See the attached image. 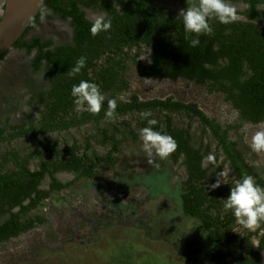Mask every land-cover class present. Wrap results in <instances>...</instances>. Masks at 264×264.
I'll list each match as a JSON object with an SVG mask.
<instances>
[{
	"label": "trees",
	"instance_id": "obj_1",
	"mask_svg": "<svg viewBox=\"0 0 264 264\" xmlns=\"http://www.w3.org/2000/svg\"><path fill=\"white\" fill-rule=\"evenodd\" d=\"M168 1L182 10L189 4V0ZM231 1H242L247 5L241 12L245 19L229 25L213 21V34L200 36V44L192 48L190 39L194 37L186 38L183 24L177 18L179 13L151 0H46L44 6L49 11L63 20H70L72 40L56 43L51 38L34 37L31 41H23L41 16L39 12L15 42L16 48H25L29 52L37 50L32 67L38 71L45 66L50 87L36 94L41 103L39 118L30 116L29 125L0 128V143L67 131L88 123L99 125L107 119L104 115L107 101L98 115L75 111L70 91L72 85L78 84L81 79L99 84L108 99L116 100L115 118L128 113L138 112L141 115L142 112L165 110L186 114L192 120H198L202 134L216 144L214 165L201 167L210 149L203 144L196 146L189 129H175L171 116L165 114L164 120H156L153 127L173 136L178 144L173 153L174 159H182L187 174L181 190V208L187 216L199 220L207 233L209 248L202 260L212 264H262L264 224L255 231L243 229L237 225L231 212L222 211L223 199L245 174L253 176L259 185L264 186V174L250 162L239 143L244 137L240 130L243 122L255 125L264 121V0ZM85 8L103 11L112 20L111 30L92 36L89 31L92 20L87 18ZM145 46L151 49L149 62H135L143 69L144 76L172 81L183 79L206 87L209 93L222 94L237 112V123L224 127L193 102L172 98L140 100L136 95L127 102L118 100L117 95L130 88L125 74L128 52L142 50ZM8 52L2 54L0 60ZM81 56L87 58L86 65L77 77L70 78L67 72ZM149 119L155 118L150 115ZM141 121L144 127L147 126V120ZM231 131L237 134L239 140L231 138ZM101 133L103 138L100 143L111 144L109 155L119 149L117 139L111 137L107 129H102ZM90 140L84 145L81 155L75 145L67 148L68 151L50 145L24 156L18 152H12L11 157L3 155L0 162V222L3 221L0 224V244L34 226L32 223L22 225L18 214L11 211L14 207L24 208L26 199H30L27 208L37 206L41 199L50 195V191L71 185V182H61L57 173L73 172L78 178H92L97 174V163L89 152L94 147ZM220 156H223L222 160H219ZM104 159L101 157L98 162ZM32 160L37 162L34 171L29 168ZM9 162L13 169L2 172ZM227 164L234 173L233 179L224 186L220 184V187L211 189V184L216 182L217 175ZM47 175L51 179V190L40 188ZM6 214L9 216L3 220Z\"/></svg>",
	"mask_w": 264,
	"mask_h": 264
},
{
	"label": "rangeland",
	"instance_id": "obj_2",
	"mask_svg": "<svg viewBox=\"0 0 264 264\" xmlns=\"http://www.w3.org/2000/svg\"><path fill=\"white\" fill-rule=\"evenodd\" d=\"M3 1L0 0V18ZM151 1L175 13L182 10L168 0ZM231 2L238 9L239 19H245L241 12L247 5L242 1ZM85 10L92 20L105 15L92 8ZM34 37L51 38L56 43L71 42L70 21L49 11L43 19L38 18L23 41H31ZM146 49L149 48L145 46L142 50L128 52L125 74L130 88L118 94V100L127 102L136 95L140 100L172 98L193 102L224 127L237 123V112L222 94L209 93L206 87L183 79L172 81L144 76L143 69L135 62H149L150 55L140 58ZM34 55L35 51L13 47L0 60V126L27 123L30 116L39 118L41 103L36 94L48 90L50 85L44 65L38 71L33 69ZM149 113L155 120H164L165 114L171 116L175 129H189L193 143L208 147L209 155L216 157V144L202 134L198 120L166 110ZM141 120V115L134 113L100 125L87 124L68 132L29 136L0 144V156L13 151L26 155L44 146L64 148L76 140L85 144L91 139L104 158L110 149L108 145L98 146L101 130L114 132L121 141V147L110 154L114 159L112 164L101 166L96 179H82L47 201L43 210L47 221L43 226L0 244V264H212L202 260L209 248L205 227L181 208V190L187 178L182 159L180 165L172 154L160 162L158 169L149 165L138 137L139 129L144 127ZM255 130H249V140ZM230 136L239 140L233 131ZM242 139L239 141L241 148L264 174V153L252 152L244 137ZM219 158L222 160L223 156ZM30 166L35 168L36 161L32 160ZM223 172L227 175L222 178V186L234 177L228 164ZM73 177L66 172L59 174L62 181ZM43 186H48V179L43 181ZM254 244L257 245L256 238ZM261 263L264 264V251Z\"/></svg>",
	"mask_w": 264,
	"mask_h": 264
},
{
	"label": "clouds",
	"instance_id": "obj_3",
	"mask_svg": "<svg viewBox=\"0 0 264 264\" xmlns=\"http://www.w3.org/2000/svg\"><path fill=\"white\" fill-rule=\"evenodd\" d=\"M41 19L49 14L46 6L40 5ZM178 19L181 20L184 32L190 39V47L195 48L200 44L199 37L213 34V21L229 25L239 20L237 7L231 0H189L186 8L180 11ZM112 28V20L105 15H98L90 22L89 31L92 36L107 33ZM151 49H146L140 57L150 55ZM87 58L81 56L75 65L68 70L70 78L77 77L85 67ZM70 95L77 113L88 112L98 115L105 107L104 113L107 119L114 120L116 117L117 103L115 99H108L101 91V86L91 80L81 79L78 84H73ZM150 113L142 112L141 117L147 120V126L139 129L138 137L147 163L153 168H159L160 162H164L176 152L178 144L175 138L165 132L154 129L155 119H149ZM255 128L249 140V130ZM241 132L244 134L245 143L256 154L264 153V121L255 125L243 122ZM209 164H215V157L207 156L202 160L201 167L207 168ZM227 173L220 172L211 189L220 187L222 179ZM226 183V182H225ZM223 212H231L237 225L247 230H255L264 224V186L259 185L253 176L245 174L230 189V194L223 199Z\"/></svg>",
	"mask_w": 264,
	"mask_h": 264
},
{
	"label": "flooded vegetation",
	"instance_id": "obj_4",
	"mask_svg": "<svg viewBox=\"0 0 264 264\" xmlns=\"http://www.w3.org/2000/svg\"><path fill=\"white\" fill-rule=\"evenodd\" d=\"M86 16H87V12H86ZM87 18H89L88 16H87ZM90 19V18H89ZM92 20V19H91ZM70 21V20H69ZM71 29H72V27H71ZM72 35H73V30H72ZM47 39H49V38H47ZM33 51H35V55H36V52H37V50L35 49V50H33ZM35 55H34V57H35ZM34 59V58H33ZM33 61V60H32ZM47 79H48V77H47ZM48 81H49V79H48ZM49 85H50V81H49ZM50 87V86H49ZM136 113H138V112H136ZM126 115H130L129 113L128 114H126ZM121 116H125V115H121ZM121 116H119L118 118H120ZM118 118H115V119H118ZM104 121H110L109 119H105V120H103L102 122H104ZM101 122V123H102ZM100 123V124H101ZM23 124H25V125H29V121L27 122V123H23ZM23 124H10V125H8V126H6V127H10V126H18V125H23ZM88 124H94V125H97L96 123H88ZM99 124V125H100ZM85 126V125H84ZM84 126H82V127H77V128H72L71 130H67V131H62V132H54V133H63V132H68V131H72L73 129H80V128H83ZM0 128H4L3 126H0ZM11 131V130H10ZM47 134H51V133H46V134H44V135H40V136H46ZM109 135L111 136V137H114L115 139H117V142H118V147L120 146V143H121V141L116 137V135H115V133L114 132H109ZM40 136H38V137H40ZM27 137H29V136H27ZM33 137H36V136H33ZM134 137L137 139V137L134 135ZM25 138V137H24ZM103 138V137H102ZM19 139H21V138H19ZM17 140V139H16ZM15 140H13V141H11V142H3V143H12V142H14ZM89 140H87L86 142H85V144L88 142ZM90 141H92V140H90ZM99 141H101V139L99 140ZM98 143V142H97ZM0 144H2V143H0ZM85 144H83V143H80V141L79 140H76V141H74V142H72V144H70V145H67L66 147H64V148H60V147H57V148H59V149H61V150H65V151H68V149L67 148H71V146H76L77 147V150H79V153H80V155L81 154H83V148H84V145ZM52 146V145H51ZM55 146V145H54ZM98 146H101V147H103V146H107V145H103L102 143H98ZM108 146H109V149L111 150V144H108ZM44 147H46V146H44ZM121 147V146H120ZM119 147V148H120ZM96 150V151H95ZM110 150L105 154V155H103L104 156V160H102L101 162H98L100 159H101V155L98 153V151H97V149H95V147H94V149L93 150H91V151H89V152H92L91 154H90V156L92 157V159H93V161H95V163H97V167L95 168V170L97 171V174L94 176V177H92V178H87L86 176H83V177H77V175L75 174V173H73V172H68V171H64V172H66V173H70V174H73V178L71 179V180H69V181H62L60 178H59V174L60 173H63V172H59V173H57V178L61 181V182H63V183H67V182H71V185L70 186H68V187H65V188H63V189H61V190H53V191H50V195L48 196V197H46V198H44V199H41L40 200V202H39V204L37 205V206H33V207H29V208H27V205H29V203H30V199H26L24 202H23V205L25 206L24 208L22 207V206H16V207H14L11 211L13 212V213H16V214H18V219H19V222L22 224V225H27V224H30V223H32V224H34V226L33 227H31L30 229H28V231H26V232H22L21 234H20V236L21 235H23V234H26V233H28V232H31V231H33V230H35L36 228H38V227H40V226H43V224L44 223H46V221H47V218H46V216L44 215V212H43V210H44V208L46 207V204H47V201H49V200H51L52 198H55V196L57 195L56 193L57 192H62V191H64V190H68L69 188H71L72 186H74L78 181H80V180H82V179H88V180H94V179H96V177L100 174V171H99V169H100V167L101 166H105V165H108L109 163L110 164H112V160H114V159H112L111 158V156L109 155V152H110ZM13 152H17V151H13ZM12 152H10L8 155H9V157H11L12 155H10ZM18 154H20L19 152H18ZM7 155V154H6ZM21 155V154H20ZM24 156V155H23ZM4 156L3 155H1L0 156V162H2L3 161V158ZM173 158H174V155H173ZM2 159V160H1ZM176 161V160H175ZM177 163H179L180 165H181V163H180V161L178 160V161H176ZM37 163V162H36ZM30 165H31V163H30ZM29 165V168H30V170L31 171H34L37 167H35V168H32L31 166ZM5 167L7 168V169H3V171L2 172H5L6 170H11V169H13V165L9 162V163H7L6 165H5ZM9 167V168H8ZM46 179H48V186L47 187H44L43 186V181L44 180H46ZM43 181H42V184H41V186H40V188L41 189H44V190H51V179H50V177L47 175L46 176V178L45 179H43ZM9 215L8 214H6L5 216H3L2 217V219L4 220V219H6L7 217H8ZM41 220H43V221H41ZM3 223V221L2 222H0V224H2ZM17 237H19V236H17ZM17 237H13V238H17ZM13 238H11V239H13ZM10 239V240H11Z\"/></svg>",
	"mask_w": 264,
	"mask_h": 264
},
{
	"label": "water",
	"instance_id": "obj_5",
	"mask_svg": "<svg viewBox=\"0 0 264 264\" xmlns=\"http://www.w3.org/2000/svg\"><path fill=\"white\" fill-rule=\"evenodd\" d=\"M46 0H4L0 18V56L14 47Z\"/></svg>",
	"mask_w": 264,
	"mask_h": 264
}]
</instances>
